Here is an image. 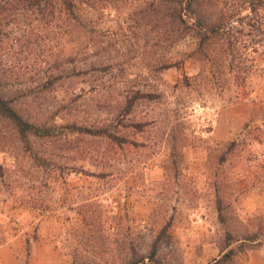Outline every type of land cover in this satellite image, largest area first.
I'll return each instance as SVG.
<instances>
[{"label":"rangeland","instance_id":"rangeland-1","mask_svg":"<svg viewBox=\"0 0 264 264\" xmlns=\"http://www.w3.org/2000/svg\"><path fill=\"white\" fill-rule=\"evenodd\" d=\"M142 1L104 0L80 58L0 47L18 106L51 125L0 122V264H264V78L232 86V56L172 43ZM58 64L77 74L42 87Z\"/></svg>","mask_w":264,"mask_h":264},{"label":"trees","instance_id":"trees-1","mask_svg":"<svg viewBox=\"0 0 264 264\" xmlns=\"http://www.w3.org/2000/svg\"><path fill=\"white\" fill-rule=\"evenodd\" d=\"M102 2L0 0V47L8 45L11 52L5 53L19 55L30 45L45 46L48 57L80 58L87 53L90 27ZM142 5L144 21L164 28L172 43L191 36L197 44L194 55L207 58L211 66L217 65L215 58L232 56V86L246 87L253 72L264 78V0H144ZM61 38L76 42L71 52L63 54L54 47ZM67 69L58 64L40 84L51 88L58 79L77 74L76 64L69 72ZM19 92L18 85L0 70V122H9L24 140L50 135L51 125L33 120L18 106ZM72 127L79 133L108 134L103 128ZM112 137L118 138L116 134ZM237 145L233 141L232 150Z\"/></svg>","mask_w":264,"mask_h":264}]
</instances>
